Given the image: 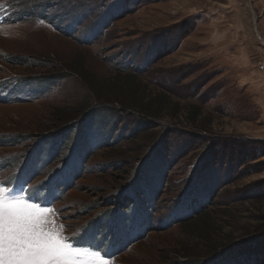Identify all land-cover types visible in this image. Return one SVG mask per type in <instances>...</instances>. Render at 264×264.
I'll use <instances>...</instances> for the list:
<instances>
[{"label":"rangeland","instance_id":"1","mask_svg":"<svg viewBox=\"0 0 264 264\" xmlns=\"http://www.w3.org/2000/svg\"><path fill=\"white\" fill-rule=\"evenodd\" d=\"M0 14V182L106 264H264V0ZM206 212L208 245L188 236Z\"/></svg>","mask_w":264,"mask_h":264},{"label":"snow or ice","instance_id":"2","mask_svg":"<svg viewBox=\"0 0 264 264\" xmlns=\"http://www.w3.org/2000/svg\"><path fill=\"white\" fill-rule=\"evenodd\" d=\"M57 209L0 182V264H106L97 246H76L57 224ZM80 232H77V236Z\"/></svg>","mask_w":264,"mask_h":264},{"label":"trees","instance_id":"3","mask_svg":"<svg viewBox=\"0 0 264 264\" xmlns=\"http://www.w3.org/2000/svg\"><path fill=\"white\" fill-rule=\"evenodd\" d=\"M83 80H85V82L87 83V84H89V87H90V90L92 91V93H94V95H97L96 97H95V99L96 98H98L99 96H100V94H101V91H102V88H101V86H99V85H97V84H95V85H93V82L92 81H90V80H88L87 79V76H85V75H83ZM102 84V83H101ZM101 98V97H100ZM97 100V101H96ZM95 101L96 102H94V103H88L85 107H90V111L93 109V108H97V107H100L99 105H97L96 103H98V101H99V99H96ZM105 102V101H104ZM108 102V101H107ZM125 104V103H124ZM95 105V106H94ZM127 105V104H126ZM138 107V106H137ZM140 107V106H139ZM121 108V107H120ZM141 108V107H140ZM89 111V110H88ZM93 111V110H92ZM89 113V112H88ZM91 114V113H90ZM89 118L91 117L90 115L88 116ZM88 117H86V118H88ZM85 118V119H86ZM88 120V119H87ZM68 124V123H67ZM207 212L206 213H204V214H202L201 216H199V217H197V218H195L194 220L192 219L191 221H189L188 222V226H189V235L188 236H190L191 238L192 237H196V238H198L199 240L200 239H202L204 242L203 243H205L206 245H208V244H210L209 242L211 241L210 240V237H211V234H210V232H209V229L207 228H204V227H202L201 225H200V223L199 222H201V221H205V217L207 216ZM204 226V225H203ZM206 247V246H205ZM207 247H210V246H207ZM208 249V248H207ZM218 249V247H210L207 251H211V252H213V251H216ZM206 250V249H205ZM229 250V248H227V249H225V250H222L221 251V255L223 254V253H225V252H227ZM207 251H205V252H207Z\"/></svg>","mask_w":264,"mask_h":264}]
</instances>
